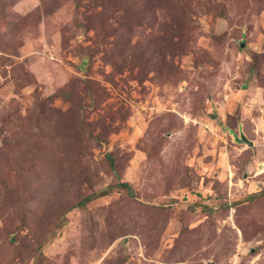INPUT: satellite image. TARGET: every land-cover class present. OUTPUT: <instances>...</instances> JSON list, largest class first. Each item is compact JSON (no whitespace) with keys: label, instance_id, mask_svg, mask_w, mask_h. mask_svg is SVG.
Returning a JSON list of instances; mask_svg holds the SVG:
<instances>
[{"label":"rangeland","instance_id":"rangeland-1","mask_svg":"<svg viewBox=\"0 0 264 264\" xmlns=\"http://www.w3.org/2000/svg\"><path fill=\"white\" fill-rule=\"evenodd\" d=\"M235 261L264 264V0H0V264Z\"/></svg>","mask_w":264,"mask_h":264},{"label":"water","instance_id":"water-1","mask_svg":"<svg viewBox=\"0 0 264 264\" xmlns=\"http://www.w3.org/2000/svg\"><path fill=\"white\" fill-rule=\"evenodd\" d=\"M239 142H245L248 146L252 145V141L248 140L243 134H241L240 138H237Z\"/></svg>","mask_w":264,"mask_h":264},{"label":"trees","instance_id":"trees-1","mask_svg":"<svg viewBox=\"0 0 264 264\" xmlns=\"http://www.w3.org/2000/svg\"><path fill=\"white\" fill-rule=\"evenodd\" d=\"M55 96V95H54ZM65 97H67V95H64ZM120 186H122V187H126V188H128V187H130L126 182H121V183H118Z\"/></svg>","mask_w":264,"mask_h":264},{"label":"built area","instance_id":"built-area-1","mask_svg":"<svg viewBox=\"0 0 264 264\" xmlns=\"http://www.w3.org/2000/svg\"><path fill=\"white\" fill-rule=\"evenodd\" d=\"M233 264H237V263H236V261H235V262H233Z\"/></svg>","mask_w":264,"mask_h":264}]
</instances>
